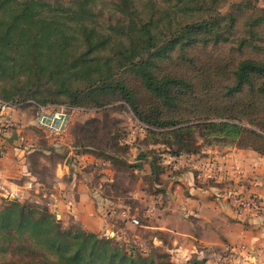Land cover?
Segmentation results:
<instances>
[{
    "label": "trees",
    "instance_id": "obj_1",
    "mask_svg": "<svg viewBox=\"0 0 264 264\" xmlns=\"http://www.w3.org/2000/svg\"><path fill=\"white\" fill-rule=\"evenodd\" d=\"M206 1V7L195 8L201 10L199 16L164 33L161 18L152 14L137 17L136 10L129 8L130 0H114L120 13L130 10L128 16H121L114 24L100 22L102 12L95 10L98 0H0V101L68 109L100 107L121 99L151 127L149 134L161 137L152 144L163 146L171 157H190L197 152L198 145L192 140L197 128L206 131L203 136L230 140L229 146L248 134L252 142L238 143L241 146L235 148L250 149L264 157V149L258 146L259 142L264 144V136L238 124L186 125L187 122L160 119L156 108L147 110L148 116L142 115L136 106L134 87L119 77L132 75L160 106L175 108L182 95L192 92V84L179 77L157 74L156 62L167 58L176 46L235 42L240 50L250 48L256 57L237 62L224 96L247 90L250 96L264 100V15L255 20L248 18L237 35V15L207 12L204 9L209 11L217 0L202 2ZM191 3L201 6L198 0ZM260 10L264 12V8ZM259 54L262 58H257ZM75 148L72 161L78 153H89ZM107 160L100 164L107 162L119 170L115 158ZM152 166L155 176V163ZM187 169L176 171L170 166L164 176L168 179ZM161 193L163 197L165 191ZM124 243L75 224H64L44 205L9 195L0 197V264H173L168 253L147 254L133 243ZM186 264L204 262L191 259Z\"/></svg>",
    "mask_w": 264,
    "mask_h": 264
},
{
    "label": "rangeland",
    "instance_id": "obj_2",
    "mask_svg": "<svg viewBox=\"0 0 264 264\" xmlns=\"http://www.w3.org/2000/svg\"><path fill=\"white\" fill-rule=\"evenodd\" d=\"M44 1L52 2L53 0ZM62 1L65 3L68 0ZM110 1L113 3L108 0L102 3L98 0L100 4H97L95 10L102 12L100 22L114 24L118 18L123 15L128 16V12L135 9L137 17L147 18L152 14L156 18H161L160 29L164 33H168L179 24L195 19L201 14V10H195V8L206 7L208 2L203 3V0H198L200 4L203 3L200 6L191 3L192 0H182V3H178L177 0H130V10L125 9L124 13H120L114 6L116 1ZM261 8L263 7L257 0H217L216 4L210 6L209 11L204 10L210 13L216 11L220 14L232 12L237 15L235 32L240 35L244 22L249 21L248 18L255 20L258 16L264 15ZM250 56L256 57V54L250 48L240 50L235 42L217 45L196 43L183 48L176 46L167 58L156 62L155 72L188 81L192 84V92L182 95L177 101V106L171 109L160 106L159 101L145 91L132 75L120 74L119 77L128 86L134 87L136 106L142 115L148 116L147 110L156 108L159 118L163 120L187 122L186 125L227 122L238 124L264 136V100L259 96H250L247 90L230 97L224 96L226 86L233 81L232 70L237 62ZM257 58L262 56L259 54ZM17 106L27 110L28 120L33 122L31 126L34 128L35 139L37 138L41 143L50 144L52 139L36 125L34 126V120L39 112L37 106L27 102ZM67 113L69 123L64 135L73 139L71 144L83 152L101 156L97 158L103 161H108L107 158H115L114 163H117L119 168L115 171L107 162L97 165L86 163L83 170L97 176L98 179L95 178L94 181L101 184V191L106 196L114 201L118 199V203L110 205L114 208L115 214L110 213L109 227L103 233L118 241L133 243L147 254H157L158 251H162L152 246V235L156 233L149 228L155 224V218L147 217V211L153 206L151 198L157 201V206H162L167 199L165 191L167 179L164 176L166 169L171 166L177 171V168L188 164L193 166L192 169L197 173L199 171L198 167L196 168V162L202 155H207L210 151L228 152L236 149V146H241L238 143L252 142V136L244 134L240 141H233L234 145L229 146L230 140L203 136L206 131L197 128L194 129L192 137L198 145L195 150L197 152L190 155L188 162L189 158L184 161L185 155L180 157L183 159L171 157L163 146L153 145V140L161 137L149 134L151 127L140 121L130 106L121 99H113L112 102L100 107L68 108ZM258 146L264 149V144L262 145L261 142ZM52 149L53 147L49 150L44 149L45 152L34 149L28 155L30 171L37 172L38 179L44 183L53 181L55 160L57 161V158L61 156V153ZM210 161L215 164L214 160ZM152 162L155 163L157 171L155 176L151 173ZM103 169L113 172L108 175L111 182L106 183L100 180L102 176H106L105 173H100ZM26 190L27 196L25 195L22 201L42 204V200L32 198L40 196L37 187L32 184ZM162 191H165L163 197ZM0 197L4 198L6 195ZM184 254L187 253L177 251L174 256L182 260ZM221 256H217L213 261H219V264H237V260L233 257L222 258ZM172 262L178 264L175 260Z\"/></svg>",
    "mask_w": 264,
    "mask_h": 264
},
{
    "label": "crops",
    "instance_id": "obj_3",
    "mask_svg": "<svg viewBox=\"0 0 264 264\" xmlns=\"http://www.w3.org/2000/svg\"><path fill=\"white\" fill-rule=\"evenodd\" d=\"M257 1L264 8V0ZM8 113L9 122L3 125L0 110V146L4 150L0 156V196L22 201L27 196L26 189L33 184L40 196L32 198L42 200L41 205L64 224L71 222L85 231L104 234L110 213L115 214L110 205L118 203V199L106 196L101 184L94 181L97 176L83 171L86 163L99 164L102 160L93 154L78 153L72 161L76 148L70 136L64 135L50 144L41 143L35 139L26 109L15 106ZM50 147L61 156L55 160L53 181L44 183L37 172L30 171L28 155L34 149L45 152ZM200 158L196 162L199 172L185 164L188 169L183 173L166 178L167 199L162 206L151 198L153 206L147 217L155 218V224L149 228L156 233L152 235V246L168 253L178 264L191 259L219 264L213 259L220 257V253L224 254L222 258L233 257L237 264H264V217L238 212L228 200L230 194L248 193L264 199V158L252 150L238 149L210 151ZM185 160L189 162L190 157ZM210 160H214L219 172L211 174L206 170ZM100 173L106 175L101 181L111 182L108 175L113 172L103 169ZM177 251L187 254L178 260L174 256Z\"/></svg>",
    "mask_w": 264,
    "mask_h": 264
},
{
    "label": "built area",
    "instance_id": "obj_4",
    "mask_svg": "<svg viewBox=\"0 0 264 264\" xmlns=\"http://www.w3.org/2000/svg\"><path fill=\"white\" fill-rule=\"evenodd\" d=\"M15 106L17 105L0 101V110L2 113L1 123L3 125H6L9 122L10 114L8 113V111ZM36 106L39 110L34 120L36 127L46 133L48 137L53 141H60L64 137L69 123L67 108L63 106ZM49 107H51L52 109H45ZM3 154L4 150L0 146V156H2ZM206 170L211 174L220 171L212 161L207 162ZM228 200L231 203L232 207L238 212H245L254 216L264 217V199H261L253 193L230 194L228 196ZM134 223L137 222L134 221Z\"/></svg>",
    "mask_w": 264,
    "mask_h": 264
}]
</instances>
